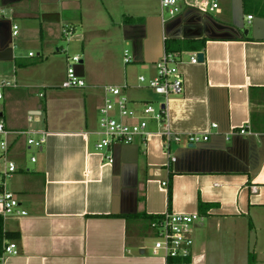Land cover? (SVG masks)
Returning <instances> with one entry per match:
<instances>
[{
	"label": "crops",
	"instance_id": "0c3cea01",
	"mask_svg": "<svg viewBox=\"0 0 264 264\" xmlns=\"http://www.w3.org/2000/svg\"><path fill=\"white\" fill-rule=\"evenodd\" d=\"M207 1L217 8L199 13L183 5L163 22L159 0H0V121L10 133L8 161L16 165L5 189L27 212L3 219L4 231L19 234L20 248L3 264H165L152 254L149 222L167 211L202 218L193 229L192 264H249L250 258L264 264V0ZM35 3L54 9L35 15ZM16 19L34 25L20 40L22 49L15 45ZM105 20L132 50L127 65L123 51L121 71L111 40L97 49L104 57L89 54L87 46L104 34ZM67 26L74 30L70 40L62 35ZM32 33L45 52L33 63L24 50ZM61 38L66 48L52 43ZM75 43V73L86 87L61 89L69 44ZM49 44L63 51L65 68L57 74L50 68ZM163 53L181 57L183 93L166 105L170 129L209 133V140L170 148L172 161L153 135L144 145H115L108 164V151H95L103 79L119 71L121 81L110 86L127 84L137 106L152 102L149 91L128 82L126 68L137 65L150 78ZM194 53H203V63L188 62ZM243 127L248 135L238 134ZM31 129L48 133L41 150L16 135Z\"/></svg>",
	"mask_w": 264,
	"mask_h": 264
},
{
	"label": "built area",
	"instance_id": "2783aa9c",
	"mask_svg": "<svg viewBox=\"0 0 264 264\" xmlns=\"http://www.w3.org/2000/svg\"><path fill=\"white\" fill-rule=\"evenodd\" d=\"M161 19L164 22L165 15L168 18H174L183 9V5L197 12L206 13L217 8V4H209L207 0H200L198 3L192 0H159ZM248 20L252 16L247 17ZM74 30L66 27L62 35L66 39H71ZM13 35H17V27H13ZM178 54L163 53L160 59L153 64L154 73L152 77L147 78L139 75L136 78V90H147L152 94L159 96L162 101L155 108L151 101L140 103V109H136L137 102L130 100L127 95L129 86L123 84L120 86H103V102L98 110V130L95 132L98 141L95 144V151H108L105 160L112 164L113 159L110 149L115 145H132L137 140L143 142V145L151 136L159 137L164 151L173 161L169 150L171 143L178 147L185 145H199L209 140L210 134L197 133H175L170 129L168 112L166 105L169 99L177 97L183 93V80L178 70L181 62ZM131 62L128 52H124L123 64ZM191 65H196L197 54L190 56ZM80 63V58L76 55L67 57L65 78L62 81L61 89H83L86 83L75 73V66ZM2 86H10L4 83ZM150 123L155 125L156 130L150 131ZM248 127L239 129L238 134L248 135ZM210 130H216L217 125L211 123ZM10 133L5 130L4 124L0 121V158L5 162V170L0 172V216L5 218H23L27 216L18 197L5 189V181L16 172V165L8 161V152L11 143L8 141ZM23 137L26 146L36 151L41 150L48 133L44 130H26L16 133ZM32 163L35 157L30 158ZM167 186L166 182L161 184ZM251 193H256V188L251 187ZM202 218L199 214L181 215L170 211L156 216L149 222V229L153 234L152 254L160 255L165 264H192L193 255V229L195 225L200 224ZM20 253V248L16 241H6L0 254V264L4 263L7 257L16 256Z\"/></svg>",
	"mask_w": 264,
	"mask_h": 264
},
{
	"label": "rangeland",
	"instance_id": "374dc122",
	"mask_svg": "<svg viewBox=\"0 0 264 264\" xmlns=\"http://www.w3.org/2000/svg\"><path fill=\"white\" fill-rule=\"evenodd\" d=\"M33 6V4L31 5V7ZM35 12L33 14L37 15V14H40L44 11H50V10H53L54 9V6H47V5H42L40 3H35ZM137 7H134V11ZM159 8H160V5H159ZM131 9V7L127 8L126 10H129ZM161 12V11H160ZM126 14H130L129 12H125ZM126 17H132V18H135L134 16H137V15H125ZM165 18L168 19V16L165 15ZM88 19V18H87ZM87 24L90 23V20H87ZM39 21L37 20V23ZM14 23L17 25V28H18V36L15 38L16 39V48H20L22 49L21 45L19 43L20 40L22 41H25L24 40V32L26 31L27 33L29 32L28 30L29 29H33L34 25L33 23H29L28 20H24V19H16L14 21ZM32 27V28H31ZM67 27H70V26H67ZM73 27V26H72ZM102 29L104 30V34H101V35H96L94 37H92L94 40H95V44L93 45H88V50H89V54L91 55L92 53H95L97 52L98 55H102V57H104L103 53L99 50H97L99 47L101 46H110V40L112 41L113 45L116 46L117 50H116V56H117V62L119 61L120 62V71H121V58H122V55H123V51L126 49L128 51V54L131 56V47L129 46H126L124 45L123 43H121V40H120V37H121V34L117 31H113L111 30V27L110 25L108 24L107 20L103 21V25H102ZM76 31H79V28H77ZM32 35H35V33H32L30 34L28 37L31 38V40H28L27 43H25V54H27L28 52H31L34 56L33 59H30V62H38V61H41V59H39V56L38 54L43 55L45 52H42L39 50V45H38V42L33 40L32 38ZM119 35V36H118ZM43 40L45 41L46 40V36L43 37ZM52 43H59L60 46H62V48H66L68 46V44L65 42V40L63 38H61L60 41H55V42H52ZM78 44L75 43V44H69L70 46V52L68 51V55H66V57H70L72 56L71 53H73L71 47L73 46H77ZM58 47V46H57ZM54 44H49V50H48V54L47 56L51 59V64H50V68L52 69V72H54V74H57L59 72V69H62V67L65 68V60L63 61V51H58L56 52V48H57ZM16 49V50H17ZM18 51H16L17 53ZM114 53V52H113ZM111 53V54H113ZM94 60V58H92V61ZM95 60L97 61L98 58L96 57ZM126 71H127V74H128V82L130 84H133V85H136V80H135V75H143L145 77L149 76V72L148 71H141L139 69H137V65H130L126 68ZM121 74L119 73L118 71V74L117 76H108V78H105L103 79V85L104 86H107V85H117L121 79ZM55 77H53L51 79L54 80ZM37 91V90H35ZM38 92V91H37ZM132 96L133 97H137V91H132ZM150 94H152L150 92ZM151 96H153V101H152V105L157 108L158 107V103L162 101V99L159 97V96H156L154 94H152ZM1 103V102H0ZM141 107L140 106H136V109H140ZM178 147V145L174 144V143H171V150H175L176 148ZM249 247L251 248V245H249Z\"/></svg>",
	"mask_w": 264,
	"mask_h": 264
},
{
	"label": "trees",
	"instance_id": "16d2710c",
	"mask_svg": "<svg viewBox=\"0 0 264 264\" xmlns=\"http://www.w3.org/2000/svg\"><path fill=\"white\" fill-rule=\"evenodd\" d=\"M171 200V190L167 192V202L170 203ZM19 238L18 233L6 232L3 229V219L0 216V254L2 253V247L6 241H16ZM249 264H251V258L249 259Z\"/></svg>",
	"mask_w": 264,
	"mask_h": 264
},
{
	"label": "water",
	"instance_id": "95a60500",
	"mask_svg": "<svg viewBox=\"0 0 264 264\" xmlns=\"http://www.w3.org/2000/svg\"><path fill=\"white\" fill-rule=\"evenodd\" d=\"M196 11V10H195ZM239 29L243 30V26L239 25ZM244 35H247V31L243 30ZM203 53H197V61L198 63H203ZM193 145H189L188 147H192Z\"/></svg>",
	"mask_w": 264,
	"mask_h": 264
}]
</instances>
